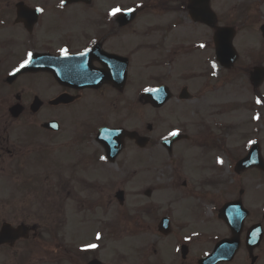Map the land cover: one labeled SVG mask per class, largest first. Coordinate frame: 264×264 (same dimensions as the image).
Listing matches in <instances>:
<instances>
[{
	"label": "flooded vegetation",
	"instance_id": "1",
	"mask_svg": "<svg viewBox=\"0 0 264 264\" xmlns=\"http://www.w3.org/2000/svg\"><path fill=\"white\" fill-rule=\"evenodd\" d=\"M68 1L0 0V177L2 173H10L6 171L5 163H1L6 158L17 157L21 174L15 179L22 182V198L16 201L26 203L28 177L23 171H27L28 154H37L45 166L57 168L54 159L60 149L72 151L85 145L90 151L89 159L86 164L80 161L78 164L92 165L91 161L96 158L101 162L96 160L101 173L99 183L93 185L87 181L90 190L95 186L100 195L92 201L89 194L90 215L104 228L103 236L117 235V239L119 234L122 237L139 236L134 253L112 254L113 258L108 253L102 257V264H212L204 257L211 253L220 239L230 236L229 228L220 220V206L238 197L245 200L246 189L240 186L242 182L248 181L252 185L256 179L258 184H264V173L256 167L236 172L237 162L247 155L254 142L259 145L264 159V140L254 131L237 132L235 117L230 114L231 100L224 105L214 100L221 97L218 77L221 67L215 60L214 29L190 20L188 0H131L134 3L127 6L125 0ZM254 1L257 4H253ZM263 4L264 0H235L232 5L234 13L230 15L232 19L224 20V25L234 26L236 35L239 28L236 23H241L242 28L258 25L263 18L258 17L252 23L250 11ZM117 7L121 11L115 16L109 15ZM216 7L213 0L219 25L221 14ZM127 9H133V19L124 23L120 17ZM185 21L203 30L197 45L201 51H208L211 71L205 78H210V84H201L198 73L203 68L188 75L189 68L184 60H176L178 56L187 55H177L186 50L182 41L170 49L169 59H159L161 48L157 36L164 35L165 39L172 28L184 27ZM141 24L148 27L147 33L140 34L138 27ZM169 40L171 38L165 48L170 46ZM201 44L205 47L201 48ZM146 45L153 53L150 66L154 71L150 89L166 85L170 91L168 100L159 108L141 99L138 78L130 77L135 56L139 51H146ZM61 49L67 50V56L61 54ZM29 52L32 53L31 65H28L30 70L8 83V77L28 59ZM125 64L127 77L122 82ZM238 67L245 74L249 71L242 64ZM160 69L162 71L158 72ZM239 70L234 65L227 72L231 74ZM92 72L97 77L92 76ZM99 76L103 77L101 82ZM91 82L93 84H89ZM35 98L40 100V107L33 111L31 105ZM255 98L258 108L264 105L262 94L257 92ZM14 106L20 109L18 116L12 115ZM101 106H106L105 109L113 113L111 117L115 120L111 123L107 119L96 120L85 129L78 117L88 116L86 113H94ZM164 107H170L166 115L169 118L166 135H157V124L140 125L142 108H146L151 116ZM48 122H55L56 129L46 126ZM253 123L256 121H245L244 125L252 126ZM260 125L262 127V122ZM103 126L136 131L148 138L143 148L136 145L133 139H125L120 155L125 154L126 157L118 165L117 173V189L123 194L115 207L114 196H108L104 186L108 176L106 163L101 159L105 157L104 149L96 141L97 129ZM172 131H177L179 138L168 145L165 140L173 137L169 135ZM17 136L22 139L20 147L15 142ZM30 140L34 142L31 148ZM156 146L162 148L166 164L173 171L167 180L156 177L158 171L152 170L157 162ZM144 153H148L147 158ZM75 166L77 163L72 157L70 169L74 170ZM141 178L147 181L145 187L141 186L144 183ZM158 191L167 194V203L171 206L161 215H158L152 197ZM16 197L18 195L14 191L0 202L9 203ZM110 207H113L114 214L110 222L116 221L122 227L116 229L109 225ZM173 208H179L176 216L171 213ZM9 214L13 219L23 220L25 216L24 211L20 215L18 209ZM162 216L169 220L167 235L159 232L158 222ZM256 223L261 224L264 230L262 213L249 212L243 229ZM152 233L162 243H169L167 250L161 245H158L160 249L151 248L156 244L148 238ZM104 244L103 249L108 251L109 245ZM12 246L0 245V264H12ZM245 252L243 261L239 263L235 262V257L231 261L214 264H247L248 254ZM255 254V264H258L263 254L260 250Z\"/></svg>",
	"mask_w": 264,
	"mask_h": 264
},
{
	"label": "rangeland",
	"instance_id": "2",
	"mask_svg": "<svg viewBox=\"0 0 264 264\" xmlns=\"http://www.w3.org/2000/svg\"><path fill=\"white\" fill-rule=\"evenodd\" d=\"M235 0H215L216 8L219 10L221 14V22L224 20H230L232 19L230 17L231 14L234 13V10L232 8V5L234 4ZM250 1V0H249ZM125 6L128 4H133L134 2L131 0H125ZM253 4H257L256 1L253 2ZM253 8V7H252ZM251 19L252 23H254L258 17H261L264 19V4L260 6L258 9H252L251 11ZM238 13V10H237ZM236 26H239V32L235 39V46L239 52V63L243 65V67L251 68L254 64L258 63L261 60V56L264 55V42L258 32V26L256 24H252L250 27H241V23H236ZM138 30L140 34H145L148 31V27H144L142 24L138 27ZM203 35L202 29H197L196 26L191 25L189 22H184V27L182 28H172V31L166 35V38L164 39V35H158L157 39L159 40L160 45V52L158 53V56H160L159 59H169V51L172 47H174L175 43H178L182 41L184 43V46L186 50L183 53H178L177 55L187 54L185 56H178L176 57V60H184V63L189 68L187 71L188 75H192L194 73H197L199 69L203 70L198 73L200 76L201 84L208 83L210 78H205L206 74L211 71L209 67V61L208 58V51L206 49H203L204 51H201L198 49L197 40L199 39L198 36ZM169 40V47L165 48L167 40ZM206 40V38H205ZM147 49L146 51H139L134 59V65L133 68L130 69V77L137 76L138 78V84L140 87V90L143 91L144 89L152 86V79L151 74H153L154 69H151V60L153 58L152 51H148V45H146ZM165 48V49H164ZM166 50V51H165ZM201 53V54H199ZM157 56V57H158ZM200 59L199 61H197ZM264 62V60H263ZM168 67V61L165 63ZM237 66V69L239 70V67ZM162 68V67H160ZM162 69L158 70V72H161ZM225 71H220L218 77H220V98L214 99L215 101H220L222 105L227 103L228 100H231V108H230V114L235 117L236 121V131H254L255 133H258V137H262L264 140V135H260V133L264 132V105L257 107V104H255V95L252 91V88L250 86L249 80L247 75H244L239 72H232L231 74L228 73V75H225ZM172 75V73H171ZM173 80V76H172ZM229 80H233V82H230ZM24 82V81H18L17 83ZM233 85V86H232ZM232 86V87H231ZM224 91H226L224 93ZM260 94L264 96V84L263 86L258 90ZM225 94V96H224ZM229 95V96H228ZM213 101V99H211ZM106 106L98 107V111L94 113H86V115H80L78 117V121L82 122L84 125V128L94 121L104 120L107 119L109 123L113 122L115 118H112L113 115L112 112L105 109ZM111 107V106H109ZM170 107H164L161 110L156 111V115H151L145 108L141 109V120L140 125H145L147 122L153 123V125L158 126L157 134L158 136H164L167 133V123L169 122V118L166 117L167 113L169 112ZM257 110V111H256ZM256 111V114L253 115V113ZM104 113V114H103ZM260 113V114H259ZM103 116L101 117V115ZM253 115V116H252ZM90 116V117H89ZM260 116V119H259ZM155 118V119H152ZM252 117V119H251ZM255 120L256 123H253L252 126L246 127L244 125L245 121ZM260 122H262V127L260 125ZM143 127V126H142ZM80 131L79 124L77 125V132ZM20 141H22L21 137L20 139L15 137V142L17 143L18 147H20ZM246 141V140H245ZM34 145V142L30 140L29 148ZM155 146V145H153ZM25 147V146H24ZM157 157V162L152 170H157L156 177H162L164 180H167L173 175V171L167 166L166 164V156L162 150L161 147H154ZM77 150V151H76ZM76 150V158H78V161L82 160L84 164L87 163V160L89 159L90 151L85 147V145H81ZM263 151H264V144H263ZM147 154L148 153H144ZM29 155H32L31 153ZM35 156V155H34ZM34 156L27 157V169L28 172L30 170L35 171L39 173L41 176H45V181L47 182L46 185L48 188H50L55 193V198L52 199V197L49 195L46 197L47 202L40 201L38 199V196L31 200L30 203L26 206L28 210L22 209L24 211V214L27 218L26 222H29L31 225H36L38 232H36V239L38 241H42L43 243L48 244L47 250L41 249L40 246L34 245V248H29L28 253L26 256V260L23 264H83L85 263L92 255H98V256H107L108 253L111 254V257L113 258L114 255L112 254H118V253H125V254H131L134 253L136 249V239L139 237H133L124 235V237L121 236V234L118 235V239L116 235H109V236H103V233L101 231L97 232V229H103V227H99V222H97L94 216L92 217L94 223L89 222L91 219L90 213H89V207L82 204V201L85 198H90L92 201L97 200L100 195L97 192L95 186L93 188L91 187V190H89V183L87 181L92 182V184L97 185L99 182V176L100 171L99 167L96 166V162L94 160L91 161L90 165L89 163L87 165H77L75 166V169L72 170L73 174V180L71 177L70 185H68L64 179L59 177L54 169L44 167L40 164H38V160ZM69 153L64 150L60 149L59 152L56 153V157L54 159V165H58V168H69L70 163L68 160ZM126 157L124 154L120 160L119 164L122 162V160ZM143 158V157H141ZM5 163V167L11 168L13 171L19 170L20 161H17V157L12 158H6L1 165ZM145 163V162H144ZM25 164V163H24ZM42 168V169H41ZM107 178H106V185L105 190L108 194L114 195L115 187L118 183L117 173L119 172V169L117 165H110L107 164ZM162 169V170H161ZM168 171H164V170ZM164 171V173H162ZM28 173L27 171H23ZM15 172H10L8 175H14ZM68 174V173H67ZM65 179L68 182V177L65 176ZM105 180V176H104ZM141 180L144 182L141 184L142 187H145L147 185V181L145 178H141ZM255 181L252 182V185L248 183V181H244L240 184L241 187L248 188V195L247 199L245 201L246 205L251 209L253 213L256 211H259V208L262 204H264V184H258L259 181L254 179ZM3 181V182H1ZM10 180L7 177L1 176L0 177V199L8 197L11 191H13V188L10 186ZM41 182V181H40ZM104 183V182H103ZM239 186V187H240ZM48 188L44 187L43 192H48ZM41 191V187L39 186L38 192ZM155 200L156 210L158 215H161L162 213L165 214L171 208V206L167 203L168 196L164 191H158L153 194L152 196ZM40 202L46 203L50 206L51 210H55V213L52 216H56L58 214L57 205L58 202H60L61 212L64 214L61 218H57L55 222H52L51 225L54 226L52 229V232L46 234H42V226L44 224V217L47 215L46 210L41 209L43 205L39 207ZM18 202H14L12 205H17ZM5 206L0 203V214L3 216L8 215V210H4L1 212V207ZM113 206H117V204L114 202ZM112 208L109 209V219L108 221H111L113 219L112 215ZM176 212H179V208H173L171 209V213H173L174 216H176ZM98 223V224H97ZM117 227H122V225L116 224ZM100 234V238L97 239V234ZM113 237L116 241H119L117 243H113L115 241L109 240L107 241V238ZM157 236L155 234L150 235L149 239H154L156 241L155 246L159 248L158 245H161L162 247H165V250H167L169 243H162L160 239L156 238ZM107 241L109 245L108 251L106 249H103L104 241ZM44 243V244H45ZM110 243V244H109ZM119 243V244H118ZM90 244H96L97 247L94 249H86L87 245ZM118 244V245H117ZM27 245V242H24L23 240H19L18 243L14 246L20 247V252L17 255L16 253L12 254V263L14 264L16 260L19 259V255L21 254L22 246ZM171 247V245H170ZM17 251V248H15ZM242 252L238 255L237 262L243 261V252L244 248L241 249ZM260 252H262V257L260 258V261L258 264H264V242L262 244V247L260 249ZM17 255V256H16ZM27 257L29 260H27ZM122 264V263H121Z\"/></svg>",
	"mask_w": 264,
	"mask_h": 264
},
{
	"label": "water",
	"instance_id": "3",
	"mask_svg": "<svg viewBox=\"0 0 264 264\" xmlns=\"http://www.w3.org/2000/svg\"><path fill=\"white\" fill-rule=\"evenodd\" d=\"M190 10L192 12V15L194 18L203 20L205 22H207L208 24H211L214 22V18H213V14L209 11L208 8V4H207V0H206V5L205 7H201V6H192L190 5ZM262 29L264 30V26L262 27ZM232 37H233V30L231 28H219L218 32L216 34L215 37V41L217 44V51H218V57L220 62L225 65V66H230L232 64V62L234 61V59L236 58V52L232 47ZM264 78V69L263 68H255L254 71L252 72V78L255 79L256 81L253 80L256 84L257 83V78ZM110 134H116V132L111 131L108 133V135ZM118 138V133L116 135H112V138L114 137ZM119 144L114 143L113 145H110V155L113 156L115 154V152L118 150ZM238 208H237V212L239 211V209H241V207L239 206V203L237 204ZM228 221H230L229 219H227ZM237 220V219H236ZM241 221V219H240ZM239 229V227H238ZM238 229H236V231H234V238L237 239V235L239 233ZM255 232L254 230H251L248 232V239L247 240V244L251 243L249 246L253 247L256 246L260 240V236H261V231L260 229H258V237H256V240L254 239L255 237ZM257 235V234H256ZM235 239V241H236ZM253 241H255L254 243H252ZM250 247V248H251ZM234 248V246H233ZM91 264V263H90Z\"/></svg>",
	"mask_w": 264,
	"mask_h": 264
},
{
	"label": "snow or ice",
	"instance_id": "4",
	"mask_svg": "<svg viewBox=\"0 0 264 264\" xmlns=\"http://www.w3.org/2000/svg\"><path fill=\"white\" fill-rule=\"evenodd\" d=\"M62 2H63V0H62ZM37 11H43V9H37ZM120 11H121V9L118 8V7H117V8H113V9L109 12V15H111V16H115V15H116L117 13H119ZM127 11L131 12V11H133V9H127ZM200 47L203 48V47H205V45L201 44ZM61 54L64 55V56H67V50H66V49H61ZM83 54H84V53H81V55H83ZM27 56H28V59L25 60V61L20 65L21 68L25 67V66L27 65V63L30 61V59H31V57H32V53L29 52V53L27 54ZM215 67H216V65L213 64V68H215ZM146 91H158V90H157V89H147ZM258 102H259V101H258ZM169 135H171V136H175V135H178V132H177V131H172V132L169 133ZM165 139H167V138L165 137ZM101 159H103V157H101ZM99 238H100V234L98 233V234H97V239H99ZM96 247H97L96 244H90V245H87V246H86V249H83V250H87V249H89V248L94 249V248H96Z\"/></svg>",
	"mask_w": 264,
	"mask_h": 264
}]
</instances>
